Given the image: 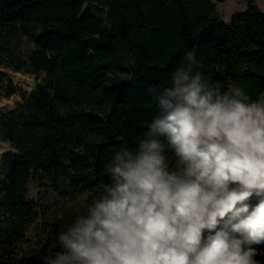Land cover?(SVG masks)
Returning <instances> with one entry per match:
<instances>
[{
	"label": "trees",
	"instance_id": "trees-1",
	"mask_svg": "<svg viewBox=\"0 0 264 264\" xmlns=\"http://www.w3.org/2000/svg\"><path fill=\"white\" fill-rule=\"evenodd\" d=\"M31 26L39 32L28 65L46 77L0 114V140L14 147L1 157L0 264H47L60 250L56 240L48 253L13 259L41 207L27 196L29 181L70 174L110 184L108 161L144 137L158 112L154 89L168 86L178 66L222 90L264 95V12L253 0L229 24L212 0H0V27ZM252 247L264 264V241Z\"/></svg>",
	"mask_w": 264,
	"mask_h": 264
},
{
	"label": "clouds",
	"instance_id": "clouds-1",
	"mask_svg": "<svg viewBox=\"0 0 264 264\" xmlns=\"http://www.w3.org/2000/svg\"><path fill=\"white\" fill-rule=\"evenodd\" d=\"M154 92L144 137L114 152L111 183L59 233L47 264H260L264 95L222 90L184 66Z\"/></svg>",
	"mask_w": 264,
	"mask_h": 264
},
{
	"label": "rangeland",
	"instance_id": "rangeland-1",
	"mask_svg": "<svg viewBox=\"0 0 264 264\" xmlns=\"http://www.w3.org/2000/svg\"><path fill=\"white\" fill-rule=\"evenodd\" d=\"M217 18L229 24L234 14L247 8L250 0H212ZM264 12V0H253ZM39 28L0 27V73L4 78L0 87V114L15 108L23 102L20 92L29 93L46 74L35 72L28 65V57L34 49L32 36ZM10 54V55H9ZM13 91V92H12ZM14 150L9 141L0 140L1 157L4 152ZM29 199L40 204L37 215L27 227L13 249V259L21 260L36 253H48L59 233L77 215L86 214L93 197L103 188L99 184L85 183L70 174L61 181L31 179L28 183Z\"/></svg>",
	"mask_w": 264,
	"mask_h": 264
}]
</instances>
